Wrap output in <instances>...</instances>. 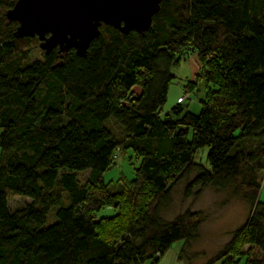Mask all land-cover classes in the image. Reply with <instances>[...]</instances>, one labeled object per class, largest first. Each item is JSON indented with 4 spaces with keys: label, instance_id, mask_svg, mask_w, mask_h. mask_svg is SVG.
Instances as JSON below:
<instances>
[{
    "label": "trees",
    "instance_id": "obj_1",
    "mask_svg": "<svg viewBox=\"0 0 264 264\" xmlns=\"http://www.w3.org/2000/svg\"><path fill=\"white\" fill-rule=\"evenodd\" d=\"M16 1L0 0V264H158L198 235L195 213L161 217L196 171L186 197L233 189L251 207L210 264H264V0H163L146 32L102 24L85 57L57 48L36 61L39 39L17 38L7 17ZM192 53L201 113L179 103L163 116L173 70ZM206 148L209 168L195 160ZM117 151L139 166L106 183ZM17 196L32 202L12 212ZM108 207L115 215L99 217Z\"/></svg>",
    "mask_w": 264,
    "mask_h": 264
},
{
    "label": "rangeland",
    "instance_id": "obj_2",
    "mask_svg": "<svg viewBox=\"0 0 264 264\" xmlns=\"http://www.w3.org/2000/svg\"><path fill=\"white\" fill-rule=\"evenodd\" d=\"M41 49L32 53V61L41 59ZM201 71V63L197 53H192L182 60L181 65L173 70L174 79L162 109V115L171 114L180 98L184 99L182 107L195 115L201 113L206 99L207 86L204 82H197ZM197 82V83H196ZM190 83H196L194 90L189 92ZM211 89H214L211 87ZM138 90H140L138 88ZM189 90V91H187ZM189 92V93H187ZM118 133V129H116ZM209 150L202 149L196 156V162L209 168L207 155ZM115 165L103 174L106 183L117 182L121 178L132 180L139 160L132 151H117L114 156ZM197 175V171L184 177L176 183L170 192L168 201L162 203L161 217L170 222L178 216L188 212L195 213L200 221V228L195 239L176 242L158 262V264H210L211 261L231 241L237 231L247 221L251 207L247 199L233 189L220 190L213 187L200 190L199 188L186 197L188 183ZM90 177V171L78 173V178L85 183ZM261 201L264 202V173L261 177ZM32 199L22 196L10 198L8 204L12 212L30 204ZM54 209L48 216V226L56 222ZM116 210L108 207L98 213L99 217H111ZM247 249V248H246ZM146 264H151L147 262Z\"/></svg>",
    "mask_w": 264,
    "mask_h": 264
},
{
    "label": "water",
    "instance_id": "obj_3",
    "mask_svg": "<svg viewBox=\"0 0 264 264\" xmlns=\"http://www.w3.org/2000/svg\"><path fill=\"white\" fill-rule=\"evenodd\" d=\"M163 0H17L7 12L19 23L16 37L35 38L50 54L74 49L85 57L102 24L124 34L148 31Z\"/></svg>",
    "mask_w": 264,
    "mask_h": 264
},
{
    "label": "built area",
    "instance_id": "obj_4",
    "mask_svg": "<svg viewBox=\"0 0 264 264\" xmlns=\"http://www.w3.org/2000/svg\"><path fill=\"white\" fill-rule=\"evenodd\" d=\"M187 93H189V92H187ZM189 96H190V95H188V96L186 95L185 98H180V99L178 100V102H179V103H184V101H185L184 99L188 98ZM158 256H159V255H158Z\"/></svg>",
    "mask_w": 264,
    "mask_h": 264
}]
</instances>
